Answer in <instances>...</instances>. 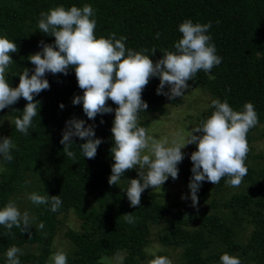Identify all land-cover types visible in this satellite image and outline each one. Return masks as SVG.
I'll list each match as a JSON object with an SVG mask.
<instances>
[{
  "label": "trees",
  "instance_id": "1",
  "mask_svg": "<svg viewBox=\"0 0 264 264\" xmlns=\"http://www.w3.org/2000/svg\"><path fill=\"white\" fill-rule=\"evenodd\" d=\"M85 4L94 10L97 37L108 38L113 32L117 38L124 36L126 48L138 52L148 49L144 54L154 63L164 51H176L174 44L182 36L178 31L181 22L190 19L211 24L207 34L221 63L208 73L199 71L187 82L189 88L184 95L171 101L157 94L159 77H152L142 92L148 108L139 114V126L148 129L150 124L143 119L149 114L164 115L167 107L180 106L190 88L211 97L207 110L196 119L198 126L215 111L211 104L214 99L226 101L234 111H243L245 103L250 102L259 122L247 134L248 173L239 191L226 200L216 199L224 195L222 185L227 184V177L216 185L202 182L198 200L209 198L211 202L201 213L166 201L164 194L150 188L141 194L140 205L132 207L123 190L128 180L139 178L137 169L125 172L118 186L108 184L114 163L110 152L114 111L89 120L82 105L72 104L74 95H82L74 69L67 75L47 73L50 88L34 97L40 108L29 135L14 126V120L22 118L26 104L23 98L0 110V118L11 119L6 137L14 144L10 150L13 159L1 157L0 208L27 189L44 196L58 195L62 204L56 212L47 204L34 206V215L44 228L30 227L31 238L17 228L7 236L0 226V264H6V251L11 246L21 249V264H47L61 223L59 216L69 210L80 225L78 231H65L66 240L73 246L68 264H104L107 257L120 259L121 264H149L155 257L147 252L153 236L170 252H178L176 264H216L224 253L239 258L241 264H264V154L255 151V134L262 129L264 138V0H0V36L18 47L10 54L14 62L6 73L11 86L18 84L24 68L30 73L34 69L28 58L41 50L39 42H54V37L38 29L40 13L57 6L82 8ZM152 48L155 54H151ZM168 90L165 85L164 91ZM108 106L116 107L111 100ZM73 117L94 125L95 136L102 140L94 159L83 157L79 144L84 141L78 137H73L71 148L76 161L63 153L62 131ZM177 167L178 176L188 184L191 161ZM129 212L136 218L134 224L124 219ZM239 233L240 241L236 239Z\"/></svg>",
  "mask_w": 264,
  "mask_h": 264
},
{
  "label": "clouds",
  "instance_id": "2",
  "mask_svg": "<svg viewBox=\"0 0 264 264\" xmlns=\"http://www.w3.org/2000/svg\"><path fill=\"white\" fill-rule=\"evenodd\" d=\"M93 16L94 10L87 4L82 8L57 6L41 12L38 29L54 37V42H39L41 50L28 58L34 69L30 73L24 68L15 87L8 82L6 73L14 62L10 54L16 53L18 47L14 41L0 36V110L9 108L20 98L26 101L22 118L14 120L15 129L29 135L33 118L40 108V102L34 97L50 88L46 74L67 75L69 69H74L82 95H74L72 104L82 105L89 120H94L98 114L114 111L111 126L113 145L110 149L114 163L108 184L118 186L125 172L137 169L139 178L128 180V187L123 190L130 206L140 205L145 189L159 188L161 191L169 177L178 178L177 165L184 158L181 149L188 144L196 145L190 154L192 176L188 183L193 207L198 206L197 192L204 181L216 185L227 177L229 186L239 187L248 173L245 164L250 151L247 134L259 122L252 103H245L243 111H234L226 101L214 99L211 104L215 111L206 120L188 130L186 135L177 134L179 138L171 141L167 138L157 140L148 134L147 129L139 126V114L148 108L142 92L152 77H159L157 94L165 95L171 101L184 95L189 88L187 82L193 80L199 71L208 73L221 63V57L216 54V47L207 34L211 24L194 23L190 19L181 22L178 31L182 36L174 44L176 51H164L154 63L149 55L144 54L148 49L138 52L126 48L124 36L117 38L113 32L108 38L97 37ZM159 37L157 33L156 38ZM155 51L152 48L151 54ZM165 85L169 86L167 92L164 91ZM109 100L116 105L115 109L108 106ZM59 106L64 107L62 103ZM73 137L84 141L79 144L83 157L94 159L102 143L95 136L94 125H86L83 119L75 117L65 122L60 143L63 153L75 162L77 158L71 150ZM13 147L10 137L0 138V155L4 160L13 159L10 151ZM28 199L36 205H50L52 212L58 211L62 204L58 195L44 196L32 192ZM34 219L27 211L22 214L13 201L0 208V226L6 229L7 236H12V229L17 228L22 233L27 232L31 238L29 229ZM124 219L134 224L136 218L129 212L125 213ZM37 227L43 229L44 224L41 222ZM20 255H23L20 248L9 247L6 264H21ZM220 262L241 264L239 258L227 253L221 255ZM51 264H67L66 253L55 252ZM149 264H172V261L166 256L156 255Z\"/></svg>",
  "mask_w": 264,
  "mask_h": 264
},
{
  "label": "rangeland",
  "instance_id": "3",
  "mask_svg": "<svg viewBox=\"0 0 264 264\" xmlns=\"http://www.w3.org/2000/svg\"><path fill=\"white\" fill-rule=\"evenodd\" d=\"M211 100L210 95L203 93L200 90H196L190 88L189 94L186 95L183 103L178 107H167V112L164 115L158 114H149L151 115L149 118H145L143 120L149 122V128L147 132L150 136L157 140H162L167 138L169 141L176 138L178 139L179 136L177 134L186 135L188 130H191L193 127L198 126L195 122L200 116L204 114L209 106V102ZM148 116V115H147ZM11 123L10 118H0V138L6 137L7 129L9 128ZM261 131L259 134H255L258 140L255 143V151L264 154V138L261 137ZM195 135H200V133H194ZM196 145L195 144H188L181 151L184 153V158L182 162L179 164H184L190 160L191 152L195 151ZM1 157L0 155V171L2 169L1 164ZM178 164V165H179ZM211 184V183H210ZM204 183H201V186L197 192V196L200 194V189L203 187ZM224 195H220L217 197L216 200H226L229 199L232 195L239 191V187H232L228 184L222 185ZM156 192L162 193L165 195V200L169 202H177L182 208L190 210H198L200 213L202 211H206L207 206L210 204V199H205L204 201L198 202L197 207H193L189 195V188L188 184L182 180L179 176L177 179H172L171 177L162 185L161 191L159 188H155ZM31 190L21 191L13 202H15L18 209L23 214L27 211L30 217H34V221L32 223V227L38 228L39 221H37L34 215V206L28 199V194L32 193ZM183 197V198H182ZM199 201V200H198ZM223 202V201H222ZM60 218V225L56 229L55 235L53 237L51 243V255L49 256L47 264H51V257L57 251H63L66 253L67 257L73 256V246L70 242H68L65 238V231L66 229H74L76 231L79 230V220L75 216L72 210H69L67 213L62 214L59 216ZM39 229V228H38ZM244 233V232H242ZM247 233V232H246ZM245 234V233H244ZM243 234V235H244ZM245 236V235H244ZM247 237V236H245ZM241 234L236 235V239L240 241ZM33 249V248H32ZM147 252L150 257H154L156 255L165 254L171 257L172 264H176L178 262V252H170L168 249L164 248L157 242L156 236L152 237L151 245L147 249ZM151 259V258H150ZM120 259H112V257H107L104 259V264H121ZM68 264V263H67ZM216 264H221L219 261Z\"/></svg>",
  "mask_w": 264,
  "mask_h": 264
}]
</instances>
